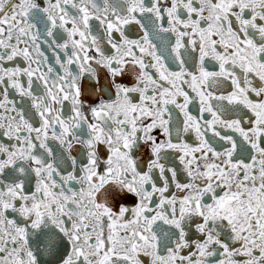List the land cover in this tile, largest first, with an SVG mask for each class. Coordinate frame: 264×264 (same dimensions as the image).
Here are the masks:
<instances>
[{
  "label": "snow or ice",
  "instance_id": "6c2138e0",
  "mask_svg": "<svg viewBox=\"0 0 264 264\" xmlns=\"http://www.w3.org/2000/svg\"><path fill=\"white\" fill-rule=\"evenodd\" d=\"M0 264H264V0H0Z\"/></svg>",
  "mask_w": 264,
  "mask_h": 264
}]
</instances>
